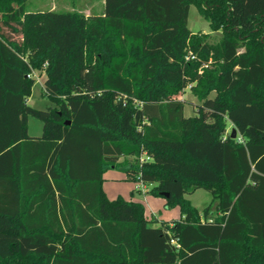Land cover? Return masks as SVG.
<instances>
[{"label": "trees", "instance_id": "trees-1", "mask_svg": "<svg viewBox=\"0 0 264 264\" xmlns=\"http://www.w3.org/2000/svg\"><path fill=\"white\" fill-rule=\"evenodd\" d=\"M25 2L0 0V264H264V0H104L94 16ZM191 5L217 43L188 29ZM33 71L45 109L28 104ZM115 167L179 219L108 199Z\"/></svg>", "mask_w": 264, "mask_h": 264}, {"label": "rangeland", "instance_id": "rangeland-1", "mask_svg": "<svg viewBox=\"0 0 264 264\" xmlns=\"http://www.w3.org/2000/svg\"><path fill=\"white\" fill-rule=\"evenodd\" d=\"M104 0H26V11H76L85 16L99 15L103 12ZM187 27L192 33L205 34L206 39L210 43H217L221 37V30L213 31L210 28L209 22L204 19L194 5L189 8ZM32 75L35 83L31 89V95L28 99V104L36 109H45L50 106V101L41 94L44 73L33 71ZM212 95V94H211ZM184 100V115L191 116L194 114V106L200 103L189 91L185 89L180 96ZM229 128V127H228ZM27 130L30 136H39L42 132V122L32 116L27 118ZM128 157L125 160H132ZM124 159H119L122 162ZM141 187V184L136 180L127 179L126 173L119 167L108 168L103 172L102 189L108 199H115L120 196L125 200H132L140 203L144 208V215L149 219H153L150 210L154 212V217L158 225L162 221L170 222L178 219L180 211L177 206L168 207L165 205V199L161 196L152 195L150 193L138 192L135 189ZM191 204L202 211L211 202V195L204 189H197L192 194L186 196ZM211 210H215V203L212 204Z\"/></svg>", "mask_w": 264, "mask_h": 264}, {"label": "crops", "instance_id": "crops-1", "mask_svg": "<svg viewBox=\"0 0 264 264\" xmlns=\"http://www.w3.org/2000/svg\"><path fill=\"white\" fill-rule=\"evenodd\" d=\"M45 79V78H44ZM229 129H232V125L231 124H229ZM136 191H138V192H145L146 193V190H144V189H142V187H138L137 186V188L135 189ZM150 214L152 215V217H153V219L154 220H157L155 217H154V212L152 211V210H150ZM180 217V216H179ZM179 217H178V219H179ZM147 219H149L148 217H147Z\"/></svg>", "mask_w": 264, "mask_h": 264}, {"label": "water", "instance_id": "water-1", "mask_svg": "<svg viewBox=\"0 0 264 264\" xmlns=\"http://www.w3.org/2000/svg\"><path fill=\"white\" fill-rule=\"evenodd\" d=\"M65 124H69V122L67 121V122H65ZM236 136H237V130H236L235 127H233V128L231 129V135H230V137L234 139V138H236ZM162 196H163V197H167L168 194H167V193H162Z\"/></svg>", "mask_w": 264, "mask_h": 264}, {"label": "built area", "instance_id": "built-area-1", "mask_svg": "<svg viewBox=\"0 0 264 264\" xmlns=\"http://www.w3.org/2000/svg\"><path fill=\"white\" fill-rule=\"evenodd\" d=\"M195 56L193 55V54H190L189 56H187L186 58H191V59H193ZM237 137V141H242V138L240 137V136H236ZM140 184H141V187H142V189H144V190H147V186L146 185H144L142 182H139Z\"/></svg>", "mask_w": 264, "mask_h": 264}]
</instances>
